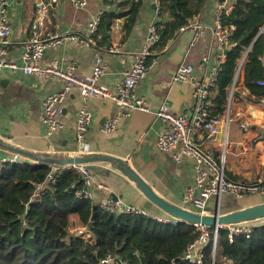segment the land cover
<instances>
[{
	"label": "crops",
	"instance_id": "1",
	"mask_svg": "<svg viewBox=\"0 0 264 264\" xmlns=\"http://www.w3.org/2000/svg\"><path fill=\"white\" fill-rule=\"evenodd\" d=\"M221 1L204 0L197 15L204 23L205 34L197 43H192L193 30L178 29L154 45L148 60L150 68L137 86L138 94L147 98L152 111L133 110L129 115H121L114 130L105 129V123L119 114V105L110 98L93 97L87 100L75 89L64 102V113L60 117L63 129L48 134L41 121L43 101L50 94L59 91L62 82L6 69L0 77V158L16 153L14 149L42 156L75 155V150L80 147L76 141L77 113L81 106L87 104L94 113L87 136L88 153L126 159L154 191L167 201L184 206V192L196 185L194 163L191 158H183L177 162L174 151H161L157 148V138L162 131L168 129V125L156 115V111L163 103L180 113L192 109L193 84L173 79L182 62H191L195 65L196 74L204 77L214 71L221 55L224 61L225 51L231 42L229 46L222 47L212 32ZM236 1L225 0L224 13H230ZM7 4L12 24L9 50L11 57L18 60L22 42L31 34L34 0H7ZM121 4L129 3L125 0H89L86 7H78L72 0H60L59 6L51 11L49 25L53 32L85 31L89 22L99 16L101 19L103 13L121 11ZM159 8L156 0H143L138 19L129 31L124 17H121L119 26L113 25L106 35L103 36L98 31L97 43L101 46L99 51L106 65L100 83L114 89L125 70L133 66L134 53L147 40L150 26L156 24L161 30L172 20L167 12H161ZM110 47H120L121 51L112 53L108 51ZM96 50L92 46L65 41L48 48L41 63H74L76 73L85 77L93 71ZM152 60L155 62L152 63ZM243 92L234 97V117L230 121L227 138L225 132L221 131L216 144L210 143L205 134L197 135L195 139L205 148H212L217 155L222 153V143L226 139L228 175L235 180L255 182L264 176V104L250 98L247 90ZM241 121L249 123L248 131L241 128ZM20 157L25 164H41L25 156ZM88 164L95 183L104 185L103 188H93L95 205L103 200L119 199L125 204L142 207L153 217L175 219L149 200L137 188L136 183L127 178L111 161L98 159ZM261 202H264V193L241 198L225 194L219 201L217 197H212L206 211L214 213L219 210L226 213ZM186 206L197 211L192 204ZM259 222H264V219L252 223ZM84 227L77 214L70 216V233H76Z\"/></svg>",
	"mask_w": 264,
	"mask_h": 264
},
{
	"label": "trees",
	"instance_id": "2",
	"mask_svg": "<svg viewBox=\"0 0 264 264\" xmlns=\"http://www.w3.org/2000/svg\"><path fill=\"white\" fill-rule=\"evenodd\" d=\"M125 2L129 4H121V11L103 13L100 34L106 35L116 18H126L128 31L134 26L143 0ZM203 2L160 0V11L172 19L158 29L160 41L197 15ZM222 22L236 29L213 88V114L224 111L233 87L234 97L246 90L253 100L264 97V85L259 84L264 79V0H237L230 13H223ZM49 171L45 163L0 162V264H111L103 262L109 257L117 264H192L183 256L200 235L196 225L103 211L90 199L77 196L82 181L72 170L37 194V185ZM72 214L85 227L93 221L88 236L69 232ZM212 238L204 246V264H264V222L255 223L250 236L238 234L233 240L221 227L214 254Z\"/></svg>",
	"mask_w": 264,
	"mask_h": 264
},
{
	"label": "built area",
	"instance_id": "3",
	"mask_svg": "<svg viewBox=\"0 0 264 264\" xmlns=\"http://www.w3.org/2000/svg\"><path fill=\"white\" fill-rule=\"evenodd\" d=\"M78 7H86L89 0H72ZM160 6V0H156ZM60 0H34V15L31 22V34L22 42V51L19 59H14L10 55L9 44L12 33L11 19L8 13L7 0H0V77L6 69L14 73L22 72L46 79H58L62 82V88L47 96L42 105L41 121L48 134L63 129L61 116L64 113V102L73 90H78L87 100L93 97L110 98L119 105V114L108 119L105 129L114 130L119 121V116L129 115L133 110L151 112L152 107L144 95L137 92V86L144 79L150 68L149 57L156 43L161 40V34L156 24H152L149 29V36L141 49L134 53V63L130 69L125 70L123 77L119 80L114 89L100 83V77L104 73L106 65L97 43L100 16L89 22L85 31H65L62 33L53 32L49 25L51 11L57 8ZM226 8L225 0L218 6L215 17V24L212 26L214 38L222 47L230 42L232 31L236 29L234 24L225 25L222 22V15ZM122 18H116L114 26L118 27ZM187 29L194 31L193 42L205 34L204 23L199 15L189 19L179 30ZM65 41H73L87 46L95 47L96 63L91 75L82 77L76 73L75 64L60 65L57 61H50L42 64L45 51L50 47L63 44ZM229 46V45H228ZM108 51L112 53L120 52L119 47H110ZM155 60H152V63ZM223 62V55L218 59V64L211 74L199 77L196 74L195 65L191 62H182L176 69L173 76L174 81H190L193 84L194 103L192 109L187 112H176L168 104L163 103L156 111V115L168 125V129L162 131L157 138V148L161 151H174V158L177 162L183 158H191L195 169V187L187 189L183 194V205L192 204L198 212H205L212 197H217L218 201L223 195H232L241 198L247 195L264 193V176L255 182L235 180L227 173L226 163V139L222 143V153L217 155L212 148H205L195 139L197 135L205 134L210 143H217V136L224 131L227 138L230 121L232 120V102L234 99L232 88L225 109L220 114H213L210 109L213 88L216 85L218 73ZM240 69V68H239ZM264 85V79L259 81ZM241 93H244L243 91ZM264 104V97L260 101ZM94 119V113L87 104L80 107L76 118V141L80 147L75 150V155L89 152L87 136L90 124ZM240 126L244 131L250 129L249 123L241 121ZM264 126V121H263ZM180 148V150H177ZM21 155L13 153L10 156L0 158V162H21ZM50 171L44 182L37 185V194L44 191L46 184H52L66 170L76 172L82 181L81 188L77 191V196L88 198L93 202L94 186L103 188L102 183H95L88 163H71L67 165L51 164ZM97 206L108 213H128L149 215L142 207L134 204H125L119 199H107L97 203ZM187 207V206H186ZM153 217V216H152ZM154 218L164 222H174L177 219ZM200 230L199 237L188 245L183 259L192 264H204V246L212 238L213 254L217 250L219 229L228 230L230 240L238 234L250 236L255 224L252 222H239L212 226L197 224ZM77 234L88 236L84 229H78ZM103 262L117 264L114 257H109Z\"/></svg>",
	"mask_w": 264,
	"mask_h": 264
},
{
	"label": "water",
	"instance_id": "4",
	"mask_svg": "<svg viewBox=\"0 0 264 264\" xmlns=\"http://www.w3.org/2000/svg\"><path fill=\"white\" fill-rule=\"evenodd\" d=\"M14 151L22 156H25L29 159H33L40 163H45L48 165L58 164V165H67L71 163H90L91 161L98 159H107L111 161L127 178L136 183L137 188H139L145 196L151 200L154 204L162 208L169 215L173 216L179 221H186L193 225L202 224L207 226H219L223 224L230 223H239V222H254L257 220L264 219V202L241 207L239 209L222 213L219 210L214 213L198 212L192 209H189L185 206L177 205L171 203L159 195L154 189L141 177V175L131 167L130 163L120 157H112L108 155H103L99 153H86L80 155H70L66 157L58 156H42L37 155L33 152L14 149ZM37 198H40L38 195ZM93 221H90L85 231L90 233L92 230Z\"/></svg>",
	"mask_w": 264,
	"mask_h": 264
},
{
	"label": "rangeland",
	"instance_id": "5",
	"mask_svg": "<svg viewBox=\"0 0 264 264\" xmlns=\"http://www.w3.org/2000/svg\"><path fill=\"white\" fill-rule=\"evenodd\" d=\"M234 108V99H233V102H232V109ZM248 196H251V194L250 195H248Z\"/></svg>",
	"mask_w": 264,
	"mask_h": 264
}]
</instances>
